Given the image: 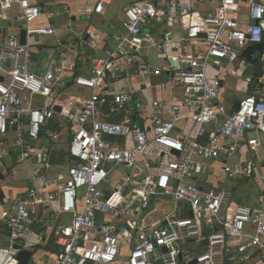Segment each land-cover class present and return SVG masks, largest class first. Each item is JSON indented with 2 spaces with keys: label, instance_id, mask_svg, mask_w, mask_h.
<instances>
[{
  "label": "built area",
  "instance_id": "1",
  "mask_svg": "<svg viewBox=\"0 0 264 264\" xmlns=\"http://www.w3.org/2000/svg\"><path fill=\"white\" fill-rule=\"evenodd\" d=\"M42 15L54 14L35 0H0V181L8 158L30 164L34 182L3 198L0 264H19L21 250L31 251L26 264H40L46 238L58 246L46 264L264 256V204L238 203L209 177L264 180L260 161L235 159L264 147V0H128L113 47L96 57L94 29L82 48L39 24ZM48 38L54 55L34 70V50ZM259 43L256 72L241 54ZM85 61L88 75L76 73ZM227 75L247 88L229 106ZM71 86L90 94H69ZM160 87L167 98L153 96ZM108 111L125 116L108 120ZM62 135L64 162H56Z\"/></svg>",
  "mask_w": 264,
  "mask_h": 264
},
{
  "label": "crops",
  "instance_id": "2",
  "mask_svg": "<svg viewBox=\"0 0 264 264\" xmlns=\"http://www.w3.org/2000/svg\"><path fill=\"white\" fill-rule=\"evenodd\" d=\"M40 6H46L48 7L49 11L54 14L50 17H46L45 15H42L40 22H38L41 25L49 24L52 27H55L57 29H60L59 33H61V37L63 38V41L65 43H77L78 46L84 47V44L82 43L83 39H86L87 34L86 31L88 29H94L99 35L100 39L96 43V46L94 49L89 50L88 54L89 56L96 57L103 55L105 50H108L113 47V36L118 32L120 29L119 26V20L121 18V9L123 8L124 4L128 2V0L124 1V4L121 9H116L114 3L116 0H113V2L109 5H106L104 7L103 13H94L92 11L95 3L98 0H35ZM13 13V12H12ZM47 44L43 45L42 47H38L34 50L33 57L36 60V63L33 64V69L37 70L39 67L41 69H45L47 66V50L46 47H52L53 39L48 38ZM89 60V59H88ZM89 64L87 61L83 63L82 65L79 63L75 72L76 73H82L83 75H88L90 72ZM228 77L234 78L232 75H227L226 77V83L228 81ZM235 81H238V79L234 78ZM226 83L224 85V97L226 101V105L229 106L233 101H235L239 95V92L234 89V94L228 95ZM244 85V84H243ZM245 86V85H244ZM73 89L74 93L69 94H79L83 98H87L90 94V91L87 89H81L76 88L74 86H71L67 89ZM246 89V86L244 90ZM247 91V89H246ZM245 91V92H246ZM243 94V92H242ZM241 94V96H243ZM153 96L160 97V98H167L168 93L167 91H163V87H160L156 90V92H153ZM240 96V97H241ZM64 95L61 96L62 99H64ZM59 100V99H58ZM59 107V106H58ZM118 113V112H114ZM120 114V113H118ZM111 111H108L107 118L108 120H120L122 117H119L117 119L113 115L111 116ZM66 136L64 135V138H60V140L56 143L57 147V154L54 159L56 162H64V145L66 142ZM60 143V145H59ZM260 154L264 155V147L261 146L257 148L255 152L248 151L247 149H242L235 159L241 158L243 161H260L261 163V174H264V158L261 159L259 156ZM5 165L7 166V173L2 178V184L0 185V190L3 192V198L10 195H25L26 191L33 187L34 182L32 180V177L24 184H20V182H17L14 178L15 169L20 168L13 159H4ZM27 166L31 171V165H22ZM9 173V174H8ZM8 175V176H7ZM210 181L212 184L216 185L218 183L225 184L226 186L232 191V196L237 197L238 203L247 204L251 207H258L259 204L262 202L264 204V180L261 179L258 175V173H254L253 177L251 179H244L241 177H238L236 179H224V176L218 171L215 170L211 174H209ZM222 180V182L220 181ZM3 198L0 200V209L1 207H4V204H2ZM43 212H46V210H43ZM248 231L251 230V227H247ZM52 245L55 248V252H52ZM204 245H202L203 248ZM41 262L40 264H46L47 262V256L53 255L57 252L58 246L51 241V239L46 238L42 245L38 247ZM126 253H124L125 255ZM119 264H123L122 262ZM245 264H264V256H256L249 262Z\"/></svg>",
  "mask_w": 264,
  "mask_h": 264
},
{
  "label": "rangeland",
  "instance_id": "3",
  "mask_svg": "<svg viewBox=\"0 0 264 264\" xmlns=\"http://www.w3.org/2000/svg\"><path fill=\"white\" fill-rule=\"evenodd\" d=\"M124 1L125 0H116V2L114 3V5H115V7H116V9H121L122 8V6H123V4H124ZM20 23H18V22H16V23H14L13 25H12V28H16L18 25H19ZM46 48H48V49H46L47 50V52H46V54L48 55L47 57V64L50 62V60H51V58L53 57V55H54V51H53V48L52 47H46ZM249 71H250V68H248L247 70H246V72L244 73V74H247V73H249ZM227 85H229L228 87H227V92H228V95L227 96H230V94H234L235 92H234V89H236L238 92H239V95L237 94V96L238 97H240L241 96V94H242V92H243V94L242 95H245L246 94V89L244 90V88H245V86L243 85V83L242 82H237V81H235V79L234 78H231V77H228V81H227V83H226V86ZM246 91V92H245ZM68 93H74L73 92V89H69L68 91H67ZM230 93V94H229ZM111 114L114 116V117H118L117 119H119V117H124L125 115H123V114H118V113H114V112H111ZM111 115V116H112ZM62 138H64V135H62ZM59 145H60V143H59ZM261 159H263L264 158V155L263 154H260V156H259ZM20 168H16L15 169V174H14V178L16 179V181L17 182H20V184H24V182H26L27 181V179L29 180L30 178H31V171H30V169L27 167V166H22V165H20L19 166ZM9 174V173H8ZM8 176V175H7ZM0 182H2V181H0ZM2 184V183H1ZM0 184V185H1ZM234 200H238L237 199V197H236V194H235V197H234Z\"/></svg>",
  "mask_w": 264,
  "mask_h": 264
},
{
  "label": "water",
  "instance_id": "4",
  "mask_svg": "<svg viewBox=\"0 0 264 264\" xmlns=\"http://www.w3.org/2000/svg\"><path fill=\"white\" fill-rule=\"evenodd\" d=\"M20 42L21 44L25 43V31L22 30L21 34H20ZM262 50V44H253V45H249L241 54V56L246 60V62L250 63V64H255L257 61V57H253V53L254 52H261ZM54 109L56 111L60 110V107L58 106H54ZM3 192L2 190H0V200L3 198ZM207 241L203 240L202 241V245H206ZM31 255V251L28 250H21L18 254V261L19 264H26L29 256ZM191 264H194V262H192Z\"/></svg>",
  "mask_w": 264,
  "mask_h": 264
},
{
  "label": "trees",
  "instance_id": "5",
  "mask_svg": "<svg viewBox=\"0 0 264 264\" xmlns=\"http://www.w3.org/2000/svg\"><path fill=\"white\" fill-rule=\"evenodd\" d=\"M258 67H259V62L255 63V70H256V72L258 70ZM52 250H53L52 252H55L56 251L53 245H52Z\"/></svg>",
  "mask_w": 264,
  "mask_h": 264
}]
</instances>
